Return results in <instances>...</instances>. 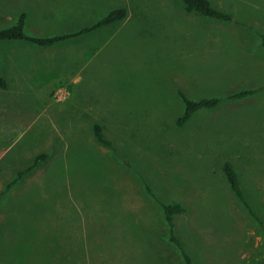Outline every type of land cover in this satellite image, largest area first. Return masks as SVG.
I'll return each instance as SVG.
<instances>
[{
	"label": "rangeland",
	"instance_id": "rangeland-1",
	"mask_svg": "<svg viewBox=\"0 0 264 264\" xmlns=\"http://www.w3.org/2000/svg\"><path fill=\"white\" fill-rule=\"evenodd\" d=\"M210 2L234 21L180 0H0V30L25 14L35 37L128 11L51 48L0 42V264H185L175 203L192 264L264 261V0ZM181 94L221 103L178 126Z\"/></svg>",
	"mask_w": 264,
	"mask_h": 264
},
{
	"label": "trees",
	"instance_id": "trees-1",
	"mask_svg": "<svg viewBox=\"0 0 264 264\" xmlns=\"http://www.w3.org/2000/svg\"><path fill=\"white\" fill-rule=\"evenodd\" d=\"M180 1L187 13L197 14L201 17L211 20L221 21V22L234 21L232 15L215 8L210 2V0H180ZM127 17H128V11L126 9L117 8L108 12L104 17L99 19L96 23L84 27L79 32L65 34V35L51 36V37H35L26 33V15L23 14L21 15V17L14 26L0 30V42H6V41L26 42L38 47L50 48L55 45H58L61 42H65L80 36L88 35L103 27L114 25L118 22L124 21L127 19ZM5 85H6L5 81L2 80L1 86L5 87ZM253 92L254 90L242 91L236 94L234 97L235 98L246 97L252 94ZM181 97L184 104V111L177 121L178 126H183L185 123H187L195 113L201 110L216 109L221 103V100L217 98H208L199 101H194L187 98L183 94H181ZM94 135L98 143L108 148L112 147V142H110L105 138L103 133V128L100 125L94 126ZM45 159H46V155H40L34 160V164L29 169L31 170L35 168L41 163V161ZM29 169L23 173H20L18 177L27 174L30 171ZM224 173L233 194L244 205L248 213L251 214L253 217H256V214L252 206L249 204L244 194V191L240 185L238 174L230 163L225 164ZM17 181L18 180L14 181L11 187L16 185ZM147 190L149 192V189ZM161 206L165 216V222L168 228L169 242L179 250L180 254L184 259L185 264H192L190 256L188 255V253L186 252V250L180 243L179 238L176 235L175 217L177 215L183 214L185 212L184 208L179 203L169 204V205L161 204ZM257 264H264V261H260Z\"/></svg>",
	"mask_w": 264,
	"mask_h": 264
},
{
	"label": "crops",
	"instance_id": "crops-1",
	"mask_svg": "<svg viewBox=\"0 0 264 264\" xmlns=\"http://www.w3.org/2000/svg\"><path fill=\"white\" fill-rule=\"evenodd\" d=\"M27 18V17H26ZM109 27V26H108ZM107 26L106 27H103V28H101V29H99V31H101V30H103V29H106V28H108ZM88 35H90V34H88ZM56 46V45H55ZM54 47V46H53ZM51 48V47H50ZM77 79H75V81H76Z\"/></svg>",
	"mask_w": 264,
	"mask_h": 264
}]
</instances>
